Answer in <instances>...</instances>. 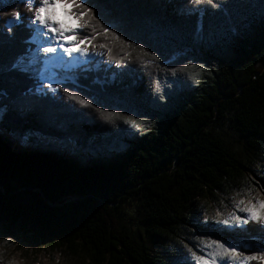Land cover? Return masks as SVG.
<instances>
[{"label": "trees", "instance_id": "obj_1", "mask_svg": "<svg viewBox=\"0 0 264 264\" xmlns=\"http://www.w3.org/2000/svg\"><path fill=\"white\" fill-rule=\"evenodd\" d=\"M86 6L95 59L50 87L18 63L32 48L27 0H0V222L88 264H176L151 255L153 239L264 238L258 223L218 227L201 204L247 183V157L264 161V0Z\"/></svg>", "mask_w": 264, "mask_h": 264}, {"label": "rangeland", "instance_id": "obj_2", "mask_svg": "<svg viewBox=\"0 0 264 264\" xmlns=\"http://www.w3.org/2000/svg\"><path fill=\"white\" fill-rule=\"evenodd\" d=\"M60 10L62 11L63 9L60 5H57L56 19L60 20L65 26L76 28L77 20L71 16H68L67 19L63 20L60 16ZM30 28L33 31V38L31 41L36 40L38 42L40 41L39 37H41L42 41L39 42L41 48L52 46L43 41L45 36L37 35L35 31L36 25L33 24L32 21ZM82 35L83 34L80 33L79 29H77L75 36H69V39H76L78 37L79 39H83L84 36ZM86 42L87 40L82 43V46H79L85 48ZM40 54V51L36 49L31 55H28V58L34 59L37 56L40 57ZM76 54V57H79L80 59L79 62L84 66L95 59V56L83 57L84 55L82 56L79 53ZM41 55L44 57V53ZM40 60L35 61L33 68L29 67V65L27 67V64L29 63L28 60L25 62H23V60H18V63L23 70L25 69L24 71H27L31 75L32 78L37 79L41 84L50 87H53L57 82L65 78L62 74L63 72L56 69L50 70L49 76L44 75L41 67L42 65L39 62ZM216 132L220 134L233 151L240 150L242 152L240 144L236 141L235 136L230 131L228 132L224 126L219 127ZM247 158L252 159L255 165L251 166L247 164V166H249L245 171V180L247 183L243 185L239 191L228 196L214 191L217 201H213L207 197L205 199L202 198L201 200L204 211L202 217L207 218L218 227L228 229L241 228L243 222L237 223L233 219L235 216L241 217L242 220L248 219V222L256 223L252 221L249 218V214L242 209L246 208L250 201L254 203L256 198L264 199V183L258 179L259 177L264 178V161H255V159L250 156ZM68 200L73 201L74 199L71 198ZM225 220L228 221L227 224L224 223ZM128 222L132 224L134 223V221L130 219ZM259 226L260 229H263L262 225L259 224ZM213 240L214 239L211 238L193 239V245H189L183 241H180V244L176 245L171 241L153 239V241L148 242V246L151 249V255L164 263L172 262V259L168 257L169 254H176L178 256L176 264H184L185 261L191 262V264H202V261H198L196 257L203 256L208 258L209 253L213 251V247L211 246V241ZM220 242L224 243L226 246L235 247L242 256L240 259L218 261V264H241L243 256H250L253 253L260 254L264 251V238L261 235L249 236L245 241L233 239V242ZM183 252L186 254L184 258L181 256ZM246 261H243V264H246ZM0 264H88V261L86 253L82 250H80L77 255H73L64 246H61L54 241L40 238L30 232H27L26 234L18 224L9 228L4 223L0 222ZM261 264H264V261Z\"/></svg>", "mask_w": 264, "mask_h": 264}, {"label": "snow or ice", "instance_id": "obj_3", "mask_svg": "<svg viewBox=\"0 0 264 264\" xmlns=\"http://www.w3.org/2000/svg\"><path fill=\"white\" fill-rule=\"evenodd\" d=\"M200 0H196L199 3ZM211 3V0H209ZM60 5L64 11L65 16H71L78 21L76 28L65 26L60 20L56 19V6ZM27 9L33 13L32 23L36 25L37 35H43L47 37L49 34H53V38L57 40H64L70 47H65L64 44H60L59 47L63 50L65 55H72V53H79L80 55H85L87 49L80 47L79 45L89 40L88 37L83 39H69V36H75L76 30L83 28L87 23L85 19L86 15L91 16V9L86 6V0H27ZM21 13L13 11L11 17L19 20L21 18ZM105 33L108 32V28H104ZM115 37V33L112 34ZM119 39V37H115ZM90 42V41H89ZM45 43H50V40H46ZM103 47V45H101ZM43 53H55L57 47L47 46L38 49ZM143 51V49H141ZM145 55H150V53L145 52ZM155 59V56H153ZM189 67H196L195 65L184 66L181 70H186ZM195 82V81H194ZM72 99L78 100L82 105H89V101L82 99L80 96L73 94ZM90 106V105H89ZM108 116H119V113H109ZM122 119H129L128 117H121ZM135 124V121H133ZM249 214V218L264 226V199L256 198L255 202H249V205L242 209ZM237 222L248 223V219H243L239 216L233 217ZM224 223H228L227 220ZM211 246L213 251L209 253L208 258L203 256L196 257L198 261H202V264H218V261H228L233 259H240L242 254L237 251L235 247L226 246L220 241H211ZM246 260H261L264 261V253L256 254L253 253L250 256H243V261Z\"/></svg>", "mask_w": 264, "mask_h": 264}, {"label": "bare ground", "instance_id": "obj_4", "mask_svg": "<svg viewBox=\"0 0 264 264\" xmlns=\"http://www.w3.org/2000/svg\"><path fill=\"white\" fill-rule=\"evenodd\" d=\"M60 16H61V18H63V17H65L66 18V16L64 15V11L62 10H60ZM68 17V16H67ZM40 38V40L42 41V38L41 37H39ZM46 40H50V43L49 44H51L52 46H55V44H58V43H61V44H64V45H66V42L64 41V40H57V39H55L54 40V38H53V34H49L47 37H45V39L43 40V41H46ZM29 41V40H28ZM52 41H53V44H52ZM46 44H48V43H46ZM58 51H56L55 53H44V57H43V55H41V54H43V52H41L40 51V57H38V59H43L42 61L43 62H48V61H50V59L52 58V57H54L55 55H56V53H57ZM77 59V57L75 56V60ZM33 64L31 65V68H33ZM26 67V66H25ZM27 69V68H26ZM25 70V69H24Z\"/></svg>", "mask_w": 264, "mask_h": 264}]
</instances>
